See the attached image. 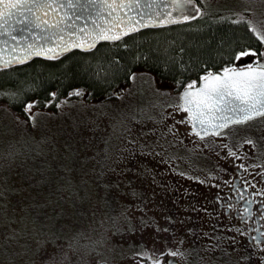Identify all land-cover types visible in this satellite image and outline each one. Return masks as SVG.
I'll use <instances>...</instances> for the list:
<instances>
[{
    "label": "rangeland",
    "instance_id": "374dc122",
    "mask_svg": "<svg viewBox=\"0 0 264 264\" xmlns=\"http://www.w3.org/2000/svg\"><path fill=\"white\" fill-rule=\"evenodd\" d=\"M200 1L264 31V0ZM261 61L264 41L236 63ZM181 90L139 72L116 98L36 111L35 126L0 101V264H41L53 252L59 264L51 244L34 253L37 231L41 239L54 232L61 246L80 234L78 251L64 248L71 264H152L145 251L160 264H252L226 252L229 232L205 215V188L227 178L224 168L246 145L264 147V114L200 137L180 107ZM66 168L76 180L71 193L61 187ZM89 240L100 241L99 252Z\"/></svg>",
    "mask_w": 264,
    "mask_h": 264
},
{
    "label": "trees",
    "instance_id": "16d2710c",
    "mask_svg": "<svg viewBox=\"0 0 264 264\" xmlns=\"http://www.w3.org/2000/svg\"><path fill=\"white\" fill-rule=\"evenodd\" d=\"M197 2L200 12L187 22L146 28L90 49H73L54 57L34 56L0 67V92L17 94L0 95V101L24 116V104L31 99L40 102L35 106L37 111H59L84 99L116 98L114 92L120 85L131 84L130 72L150 73L183 88L190 79L199 81L206 67L219 71L229 62L233 50L261 48L263 41L249 27L248 19L233 13H214L202 7L200 0ZM76 88L84 93L72 92ZM52 92L57 96L52 97ZM47 100L52 103H44Z\"/></svg>",
    "mask_w": 264,
    "mask_h": 264
},
{
    "label": "snow or ice",
    "instance_id": "6c2138e0",
    "mask_svg": "<svg viewBox=\"0 0 264 264\" xmlns=\"http://www.w3.org/2000/svg\"><path fill=\"white\" fill-rule=\"evenodd\" d=\"M130 3H138V0H0V27L8 29L9 33H11L12 31H17V29L8 28L7 20L11 19L14 23L18 22L19 32L13 38L27 42L26 47L23 44L17 45L19 50L24 53L23 59H28L30 56L36 54L47 56L49 55V51L44 47L45 41L62 40V33L68 31V17H75L76 11L82 13L81 19L84 14H87L85 12L86 9H111L114 16L113 20L100 16L99 19L104 22L105 27L90 29L88 33H85L83 38L80 39L79 47L81 48L86 46L94 47L95 41L98 40H118L125 32H132L136 25L131 20L127 24L122 21L116 22L119 20L116 14L122 8L126 9ZM193 4L194 0H169V3L164 4L163 7L175 9L181 19H190L191 16L185 13L188 12L189 6ZM57 9L59 11H56ZM167 15L171 16L172 13L169 11ZM239 18L243 19V17ZM148 19L151 20V16ZM152 22L167 23V20ZM72 23L73 31L71 32V36L76 37L81 26L75 24L74 21ZM248 25L259 39L264 41V31H258L251 21H248ZM29 32L31 36L27 35ZM89 37L92 42L86 45L85 39ZM32 38H35L39 43L34 45L29 42ZM69 43L72 46H76L72 40ZM67 46V44H58L56 48L57 51H63ZM254 51L255 49L251 47H241L239 50H233L229 62L220 68L219 71L206 67L200 73L198 87H193L198 83L195 79H190L186 84L182 85L183 90L178 93L180 107L185 108L189 117H191L189 122L193 125V131H196L198 128L206 131L205 125L215 127L217 117L221 118L224 124H227L233 120L244 121L249 117L264 113V61H261L259 67L248 69H242L235 62L242 61L243 58ZM16 59L21 58L17 57ZM0 66H3L2 60H0ZM164 67L166 69L167 65ZM130 75L134 78L137 73L130 72ZM177 85H181V81H177ZM72 92L83 94L84 90L76 88ZM72 92L69 95H72ZM0 95L15 97L17 94L9 91L7 93L0 92ZM51 96L56 97L57 93L52 92ZM39 103L38 100L31 99L24 104V111L28 114L33 126L37 123V108L35 106ZM44 103L51 104L52 100H47ZM65 171L68 173V177L65 184L61 187L68 189L71 193L76 180L72 175L71 168H66ZM81 182L84 183L83 180ZM34 236V253L38 255L42 254L48 245L51 244L60 250L59 255L62 257V260L59 264H63L64 260L70 261L71 264L70 256L68 252L64 251V248H67L69 251H78L77 242L80 239V234L72 237L63 246L59 243L60 237L54 232L49 231L47 236L42 239L40 231H37ZM99 243L100 241L89 240L86 246H91L89 247V251L95 250L99 252V248L97 247ZM258 243L260 247H264V243H260L259 241ZM24 251L27 252L28 249L25 248ZM168 251L171 252V249ZM56 255V252L49 254L41 264H57L55 260ZM143 255L147 256L152 261V264H160L159 258L153 257L151 253L145 251ZM159 256H163V253H160ZM81 260L83 264H106V261L103 259L92 262L83 260V257H81ZM140 264H144V261L140 260ZM165 264H167L166 261Z\"/></svg>",
    "mask_w": 264,
    "mask_h": 264
},
{
    "label": "flooded vegetation",
    "instance_id": "af4514ba",
    "mask_svg": "<svg viewBox=\"0 0 264 264\" xmlns=\"http://www.w3.org/2000/svg\"><path fill=\"white\" fill-rule=\"evenodd\" d=\"M243 135V138L253 136L252 133L251 136ZM240 157L237 161L233 158L231 164L224 168L227 178L217 180L214 186H206L207 198H204L208 206L205 207V215L211 217L215 227L226 228L229 232L228 241L232 248H225L228 254L238 253L242 261L245 258L252 264H264V247L258 243H264V147L246 145ZM190 167L197 169L193 165ZM171 259H175L173 264H178V259L171 257L166 261L167 264Z\"/></svg>",
    "mask_w": 264,
    "mask_h": 264
},
{
    "label": "water",
    "instance_id": "95a60500",
    "mask_svg": "<svg viewBox=\"0 0 264 264\" xmlns=\"http://www.w3.org/2000/svg\"><path fill=\"white\" fill-rule=\"evenodd\" d=\"M167 3H169V0H138V3H135V4L130 3L126 9L122 8L120 12L116 14L119 17V20H117L116 22L122 21L123 23L127 24L128 21L131 20L136 25V27L134 28L132 32H125V34L122 35L119 39L125 36H128L132 33H136L138 31L146 29V28H152V27H157V26H162V25H172L175 23L190 21L191 19H193L194 17L198 15L197 10H198V13L200 11L199 4L197 3L196 0H194V4L190 5L188 12L185 13L186 15L191 16V18L181 19L179 18L177 11L175 9L163 7V5ZM56 11H59V9H57ZM169 11L172 13L171 16L167 15ZM85 12L87 14H84L82 19L80 18L82 16V13L80 11H76L75 17H72V16L68 17V20H69V23L67 25L68 31L62 33V37H63L62 40L60 41L46 40L45 41L44 47L49 51V55H47L46 57L58 56V55H61L73 49L86 50V49L92 48V47H87V46L83 48L79 47L80 39L83 38V35L85 33H88L90 29L105 27L104 22L101 19H99L100 16H105L109 20L114 19L113 12L111 9L109 10H105V9L87 10L86 9ZM157 13H159V15H157ZM149 16H151V20L148 19ZM165 19L167 20V23H153L152 22L156 20H165ZM73 21L75 22V24H79L81 26L76 37L71 36V32L73 31V23H72ZM7 25H8V28L17 29V31H12L11 33H9L8 29L0 27V60L3 61V66H0V67H10L14 64L27 61L34 56H42V55L36 54V55L30 56L28 59H23L24 53L19 50L17 45L23 44L26 47L27 42L20 41L19 39L13 38V37H16L19 32L18 22L14 23L11 19H8ZM140 25H143V26H140ZM19 34H23V33H19ZM27 35L31 36V33L29 32L27 33ZM70 40L74 41L76 46H72V44L69 43ZM108 41H117V40H98V41H95V46H97L98 44L102 42H108ZM29 42H31L34 45L39 43V41H37L35 38H32ZM91 42L92 41L90 37L88 39H85L86 45ZM58 44L60 45L67 44L68 46L63 51H57L56 45ZM17 57H20L21 59H16ZM240 67L242 69H248V68L259 67V65H249V66H240ZM198 86H199V82L197 83V85H194L193 87H198ZM119 87L115 90L114 92L115 95H117V90L119 89ZM258 115H261V114H257L256 116ZM253 117H249L248 119L253 118ZM244 121L233 120L231 123L224 124L221 118L217 117L216 122H215L216 123L215 127H210L209 125H205L204 128L206 129V131L204 129L198 128L195 132H197L201 136H205L211 133L220 132L221 130L225 129L228 125L232 123H240ZM192 128H193V125H192ZM169 262H170L169 264H173V262H175V259H171L169 260Z\"/></svg>",
    "mask_w": 264,
    "mask_h": 264
}]
</instances>
